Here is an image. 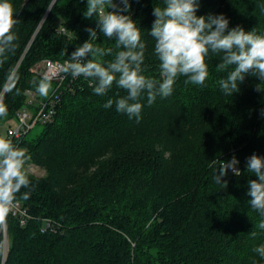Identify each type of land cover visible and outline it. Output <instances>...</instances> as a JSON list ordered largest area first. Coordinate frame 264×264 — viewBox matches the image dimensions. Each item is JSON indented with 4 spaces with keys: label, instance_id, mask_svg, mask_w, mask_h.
Wrapping results in <instances>:
<instances>
[{
    "label": "trees",
    "instance_id": "obj_1",
    "mask_svg": "<svg viewBox=\"0 0 264 264\" xmlns=\"http://www.w3.org/2000/svg\"><path fill=\"white\" fill-rule=\"evenodd\" d=\"M11 2L20 22L13 29L17 48L0 63V104L7 113L0 116V136L30 105L31 92L39 99L49 96L36 92L32 81L41 77L34 66L68 60L89 39L85 29L96 28L95 17L83 16L87 0ZM129 3L126 14L145 44L144 74L158 79L149 32L153 9L164 0ZM261 4L199 0L196 14H223L229 30L240 26L264 34ZM97 32L93 43L112 48L105 60L113 59L115 41ZM206 62L204 86L186 85V77H179L171 96L157 97L151 106L141 101L139 123L118 113L115 104L103 107L107 99L127 95L125 90L113 85L106 96H97L84 77L72 91L65 90L66 82L54 120L40 123L41 134L30 137L32 129L11 139L46 176L27 174L35 191L27 200L17 194L15 207L0 219V264H264L254 251L264 244V230L255 227L264 217L247 195L249 180L257 179L247 171V158H264V83L246 75L239 91L226 96L218 81L227 72L216 70L221 55L210 54ZM233 155L241 175L229 169L222 178L227 185L215 183L211 161Z\"/></svg>",
    "mask_w": 264,
    "mask_h": 264
},
{
    "label": "clouds",
    "instance_id": "obj_2",
    "mask_svg": "<svg viewBox=\"0 0 264 264\" xmlns=\"http://www.w3.org/2000/svg\"><path fill=\"white\" fill-rule=\"evenodd\" d=\"M138 2V0H137ZM199 0H164L163 7H154L155 17L149 35L154 39V54L159 61V78L145 75L144 49L141 29L130 15L129 0H87L86 19L95 17L96 28H86L89 39L79 45L69 59L61 66L64 74L72 78L84 77L89 80L97 96H106L115 85L126 91L127 95L115 100L107 99L103 107L108 109L115 104L118 113L140 122L143 103L151 106L157 97L164 99L173 94L179 77H186L184 83L204 86L209 77L207 58L210 54L221 55L217 64L218 72H227L226 78L218 83L222 93L231 97L239 91V84L246 75L256 77L264 83V34L256 30L245 31L236 26L229 30V19L223 14L197 16ZM264 11V4L259 6ZM110 9H112L110 11ZM16 11L11 0H0V63L8 54L14 53L18 40L14 27L20 22L15 18ZM115 41L117 51L113 59L112 48L98 46V32ZM67 55V53H62ZM36 92L47 97L52 90V78L44 75L32 81ZM257 91H261L257 87ZM6 108L0 104V116L6 115ZM264 117V110H261ZM26 152L17 147L11 139L0 136V216L2 219L15 207L17 194L27 200L35 191L25 172ZM235 155L229 161L212 160L216 171L215 183L226 186L222 178L229 169L235 176L241 172ZM218 169V170H217ZM247 171L257 179L249 180L251 208L264 217V158L252 154L247 158ZM28 191L21 193V189ZM264 230V219L255 226ZM252 236L256 232L251 233ZM264 260V244L254 249Z\"/></svg>",
    "mask_w": 264,
    "mask_h": 264
},
{
    "label": "built area",
    "instance_id": "obj_3",
    "mask_svg": "<svg viewBox=\"0 0 264 264\" xmlns=\"http://www.w3.org/2000/svg\"><path fill=\"white\" fill-rule=\"evenodd\" d=\"M119 2V1H118ZM130 2V0H129ZM61 32L65 33V29L61 28ZM64 61H54L50 59H45L42 65L38 68H34L33 72L39 77L48 75L52 78V83L56 86L49 92L47 99H39L35 92L30 93L29 106L19 112L17 117L16 126H11L8 129V136L10 139L20 140L26 133L32 130L38 124H46L54 120V115L56 113L57 104L60 102V96L62 94V87L66 82H69L65 86V90H73L74 81L77 78H72L70 74H64L61 71V66ZM18 208L15 209L17 211ZM5 230V229H4Z\"/></svg>",
    "mask_w": 264,
    "mask_h": 264
},
{
    "label": "rangeland",
    "instance_id": "obj_4",
    "mask_svg": "<svg viewBox=\"0 0 264 264\" xmlns=\"http://www.w3.org/2000/svg\"><path fill=\"white\" fill-rule=\"evenodd\" d=\"M118 1L119 0H114V2H117V3H118ZM61 23H62V20L59 18L55 22V26L60 27L61 26ZM42 62L37 63L34 67L35 68H38L39 66L42 65ZM17 122H18L17 121V118H14L13 120H10L7 125L3 126L2 127V130H1L2 131V135L3 136H6L7 135L8 128L11 127V126H13V127L16 126ZM43 130H44V126L41 125V124H38V125H36L33 128V130L31 131V133L29 134V136L30 137H32V136H38L39 134H41V132ZM25 172L27 174H29V175H33V176H36V177H45L46 176V172H45V170L43 168L38 167V166H36V165H34L32 163H29L27 161V159H26V163H25ZM4 255H6V252H5Z\"/></svg>",
    "mask_w": 264,
    "mask_h": 264
},
{
    "label": "snow or ice",
    "instance_id": "obj_5",
    "mask_svg": "<svg viewBox=\"0 0 264 264\" xmlns=\"http://www.w3.org/2000/svg\"><path fill=\"white\" fill-rule=\"evenodd\" d=\"M0 219H2V216H0Z\"/></svg>",
    "mask_w": 264,
    "mask_h": 264
},
{
    "label": "water",
    "instance_id": "obj_6",
    "mask_svg": "<svg viewBox=\"0 0 264 264\" xmlns=\"http://www.w3.org/2000/svg\"><path fill=\"white\" fill-rule=\"evenodd\" d=\"M4 229H5V225H4ZM5 257H6V255H5Z\"/></svg>",
    "mask_w": 264,
    "mask_h": 264
}]
</instances>
